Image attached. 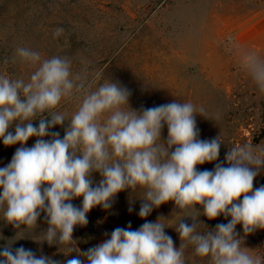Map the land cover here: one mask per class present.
<instances>
[{
    "label": "clouds",
    "instance_id": "obj_1",
    "mask_svg": "<svg viewBox=\"0 0 264 264\" xmlns=\"http://www.w3.org/2000/svg\"><path fill=\"white\" fill-rule=\"evenodd\" d=\"M63 32L58 27L53 37ZM14 59L38 65L28 81L0 74V139L5 146L21 145L11 162L0 167V212L17 235L35 230L44 213L48 228L42 241L67 246L64 253L70 254L76 248L75 227L88 223L94 207L109 209L119 192L141 188L140 218L173 202L174 212L183 213L178 223L165 224L160 217L137 230L130 225L117 227L110 238L78 251L65 264H85L81 256L86 264H186L184 250L190 245L196 256L209 258L210 264H264V258L250 252L236 231L237 225H242L245 236L264 229V185L254 188L264 167V148L234 146L225 156L227 166L217 163L214 170L199 171L198 165L218 160L222 144L219 137L198 138L195 116L204 112L202 107L174 101L136 111L129 105L131 93L126 87L107 79L89 90L87 72L74 76L66 56L42 59L39 52L18 47ZM241 65L264 92V57L245 52ZM101 76L96 73L92 83ZM71 99L79 100V105L68 120L57 109ZM65 121L68 127L62 139L50 132ZM14 123L13 133L9 129ZM165 126L168 135L162 141ZM48 136L51 139L46 140ZM31 137L36 142L27 147ZM94 172L102 177L95 187ZM80 197L82 206H74L72 201ZM201 215L209 220L221 215L231 219L201 233L197 231L203 224ZM185 218L193 223L189 225ZM166 227L179 234V248L165 233ZM12 243L0 251V264H59L23 246L13 250Z\"/></svg>",
    "mask_w": 264,
    "mask_h": 264
},
{
    "label": "rangeland",
    "instance_id": "obj_2",
    "mask_svg": "<svg viewBox=\"0 0 264 264\" xmlns=\"http://www.w3.org/2000/svg\"><path fill=\"white\" fill-rule=\"evenodd\" d=\"M262 16L264 0H0V74L28 81L38 65L14 59L18 47H28L39 52L42 59L68 57L74 76L87 72L89 90L107 79L119 82L130 91L129 105L136 111L174 101L191 102L204 109L195 116L198 138L210 141L219 137L222 141L218 160L197 166L199 171L214 170L217 163L227 166L229 148L244 144L264 148V92L241 65L242 54L254 50L237 40L241 31ZM58 27L64 32L54 38ZM256 52L264 57V48ZM96 73L102 74L101 79L92 83ZM78 105L77 99L62 101L57 111L70 120ZM33 124L38 126L39 119ZM67 127L65 121L50 132L59 133L62 139ZM9 131L15 132V123ZM167 135L165 126L161 140L166 141ZM36 139L31 137L26 146H33ZM20 146H5L0 139V167L11 162ZM101 179L100 173L94 172L93 186ZM262 180L264 167L254 180V188L262 186ZM143 195L141 188L134 192L129 189L119 192L109 209L94 207L87 215L88 223L75 227L76 248L67 255V246L42 241V233L48 228L44 213L35 230L17 235L0 212V251L14 241L13 250L23 246L37 257L65 264L78 251L85 252L110 238L117 227L130 225L131 230H137L146 221L155 222L160 217L165 224L178 223L183 213L174 212L173 202L140 218ZM72 203L81 207L82 197ZM198 219L207 228L198 224L197 231L206 233L231 218L221 215L209 220L201 215ZM185 222L193 223L191 218ZM164 231L179 248L175 228ZM236 231L250 252L264 258V229L245 236L242 225H237ZM184 253L186 264H210L209 258L196 256L191 245ZM80 259L86 264L85 257Z\"/></svg>",
    "mask_w": 264,
    "mask_h": 264
},
{
    "label": "crops",
    "instance_id": "obj_3",
    "mask_svg": "<svg viewBox=\"0 0 264 264\" xmlns=\"http://www.w3.org/2000/svg\"><path fill=\"white\" fill-rule=\"evenodd\" d=\"M237 40L240 44L251 46L255 52L264 48V16L259 17L246 29L241 31Z\"/></svg>",
    "mask_w": 264,
    "mask_h": 264
},
{
    "label": "trees",
    "instance_id": "obj_4",
    "mask_svg": "<svg viewBox=\"0 0 264 264\" xmlns=\"http://www.w3.org/2000/svg\"><path fill=\"white\" fill-rule=\"evenodd\" d=\"M64 134H65V133H64V132H62V138H63ZM262 184L264 185V182H263V180L261 181V185H262Z\"/></svg>",
    "mask_w": 264,
    "mask_h": 264
}]
</instances>
